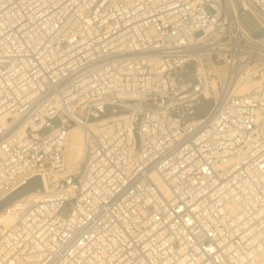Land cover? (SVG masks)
<instances>
[{
    "label": "built area",
    "instance_id": "built-area-1",
    "mask_svg": "<svg viewBox=\"0 0 264 264\" xmlns=\"http://www.w3.org/2000/svg\"><path fill=\"white\" fill-rule=\"evenodd\" d=\"M260 29L264 0H0V186L41 182L0 264H264Z\"/></svg>",
    "mask_w": 264,
    "mask_h": 264
},
{
    "label": "bare ground",
    "instance_id": "bare-ground-1",
    "mask_svg": "<svg viewBox=\"0 0 264 264\" xmlns=\"http://www.w3.org/2000/svg\"><path fill=\"white\" fill-rule=\"evenodd\" d=\"M216 71H218L217 67H214L213 69L211 68V70H210V72H214V73H216ZM256 76H258V77L264 76V71L258 72V70L254 69V70L249 72L248 70H246V73L240 77V81L238 82V84L236 86L237 92L238 93H244V92H249L251 90H254V88L259 85L258 81L257 80L255 81ZM210 86L212 88L215 87V79L214 78L210 80ZM205 94L207 95L208 93L205 92ZM0 121H1V118H0ZM74 129H77L78 131L75 132ZM82 133H83V130L79 126H72L69 129V131L67 132V137H66L65 144H64L65 148L63 151L62 161H63V165L67 166L68 170H76L79 166V161L81 160L82 155H83ZM79 153H80V155H79ZM77 161H78V163H77ZM27 174H31V172H29ZM151 176H152L153 180L155 181V183L160 188V190L163 192V194L165 196H168V191L165 188V186L162 184V182L154 174H152ZM21 177H24V174H18L11 179V182H8L5 185H1L0 186V194L2 193V191H4L9 186V184H14V182L20 180ZM46 186H47V184H46ZM15 188H16V186L13 189H15ZM13 189H11L10 191H12ZM9 192L1 194V198L3 196L7 195ZM40 194H41V192H39V191H32V192H28V193L22 195L19 198L12 200L9 204H7L5 207L0 209V221H2L6 225L12 224L15 221V215H16V212L18 211V209L23 207L30 200L37 198Z\"/></svg>",
    "mask_w": 264,
    "mask_h": 264
},
{
    "label": "water",
    "instance_id": "water-1",
    "mask_svg": "<svg viewBox=\"0 0 264 264\" xmlns=\"http://www.w3.org/2000/svg\"><path fill=\"white\" fill-rule=\"evenodd\" d=\"M254 37L264 36V31L260 29L258 32L253 33ZM41 182L38 175H34L28 178L24 183L17 186L10 191L7 195L0 198V209L9 204L12 200L21 197L22 195L35 191L36 188H40Z\"/></svg>",
    "mask_w": 264,
    "mask_h": 264
},
{
    "label": "rangeland",
    "instance_id": "rangeland-1",
    "mask_svg": "<svg viewBox=\"0 0 264 264\" xmlns=\"http://www.w3.org/2000/svg\"><path fill=\"white\" fill-rule=\"evenodd\" d=\"M259 66H261V65H259ZM206 67H208L207 70H211V68H212V69L214 68L212 65H210V64H208V63H207V66H206ZM255 70H258V72H260V71H264V66H262V67H260V68H258V69H255ZM256 80L258 81V84H259V85H258L259 87H258V86L255 87L256 89H257V88H260V86H261V87L264 86V76H262V77H258V76H256V77H255V81H256ZM255 88H254V89H255ZM210 103H211L210 101H206V102H204V103L202 104V107H203L202 111H199L197 115H198V116H201V115L205 112V110L209 107ZM74 131L77 132L78 130H77V129H74ZM75 132H74V133H75ZM74 133H73V134H74ZM78 150H79V149H78ZM79 152H80V151H79ZM79 155H80V153H79ZM77 163H78V161H77ZM2 192H3V191H2ZM1 194H2V193H1ZM1 194H0V195H1Z\"/></svg>",
    "mask_w": 264,
    "mask_h": 264
}]
</instances>
